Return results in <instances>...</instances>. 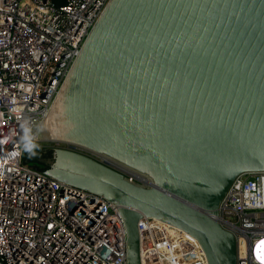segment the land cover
I'll use <instances>...</instances> for the list:
<instances>
[{"label": "water", "instance_id": "1", "mask_svg": "<svg viewBox=\"0 0 264 264\" xmlns=\"http://www.w3.org/2000/svg\"><path fill=\"white\" fill-rule=\"evenodd\" d=\"M38 134L64 143L43 172L118 208L127 264H141L146 215L196 237L208 264H237L217 215L237 175L264 170V0H108Z\"/></svg>", "mask_w": 264, "mask_h": 264}, {"label": "built area", "instance_id": "2", "mask_svg": "<svg viewBox=\"0 0 264 264\" xmlns=\"http://www.w3.org/2000/svg\"><path fill=\"white\" fill-rule=\"evenodd\" d=\"M107 1L0 0V264H127L126 226L111 200L88 201L86 190L61 188L23 161L26 145L41 140L38 128ZM67 146L150 184L107 155ZM217 218L235 235L237 264H264V170L234 178ZM137 227L141 264H208L183 229L149 215Z\"/></svg>", "mask_w": 264, "mask_h": 264}, {"label": "trees", "instance_id": "3", "mask_svg": "<svg viewBox=\"0 0 264 264\" xmlns=\"http://www.w3.org/2000/svg\"><path fill=\"white\" fill-rule=\"evenodd\" d=\"M56 4L62 3L64 0H53ZM53 157V150L50 147H47L44 144H39L31 148V153L27 150L23 155V161H27L29 159H34L39 161L40 165L37 167L41 169H47L49 164L47 162L42 161V159H48Z\"/></svg>", "mask_w": 264, "mask_h": 264}, {"label": "rangeland", "instance_id": "4", "mask_svg": "<svg viewBox=\"0 0 264 264\" xmlns=\"http://www.w3.org/2000/svg\"><path fill=\"white\" fill-rule=\"evenodd\" d=\"M54 142V141H53ZM52 141H44V140H39V142L37 143L38 145L39 144H44V145H46L47 147H50L51 145H54V143H53ZM49 158L48 159H42V161H44V162H49ZM39 163H41V162H39V161H36V160H34V159H29V160H27V164H29V165H34V166H39L40 164Z\"/></svg>", "mask_w": 264, "mask_h": 264}, {"label": "bare ground", "instance_id": "5", "mask_svg": "<svg viewBox=\"0 0 264 264\" xmlns=\"http://www.w3.org/2000/svg\"><path fill=\"white\" fill-rule=\"evenodd\" d=\"M176 226V225H175ZM178 227V226H177ZM180 228V227H179ZM182 229V228H181ZM184 230V229H183ZM185 231V230H184ZM185 232H187V231H185ZM188 233V232H187ZM193 236V235H192ZM194 237V236H193ZM195 238V240L199 243V241H198V239L196 238V237H194ZM200 244V243H199ZM201 245V244H200ZM202 247V246H201Z\"/></svg>", "mask_w": 264, "mask_h": 264}, {"label": "snow or ice", "instance_id": "6", "mask_svg": "<svg viewBox=\"0 0 264 264\" xmlns=\"http://www.w3.org/2000/svg\"><path fill=\"white\" fill-rule=\"evenodd\" d=\"M262 244H264V242H261ZM260 259L262 260V262H264V255H262L261 257H260Z\"/></svg>", "mask_w": 264, "mask_h": 264}, {"label": "clouds", "instance_id": "7", "mask_svg": "<svg viewBox=\"0 0 264 264\" xmlns=\"http://www.w3.org/2000/svg\"><path fill=\"white\" fill-rule=\"evenodd\" d=\"M26 147H28V150L31 153V147H29L28 145H26Z\"/></svg>", "mask_w": 264, "mask_h": 264}]
</instances>
